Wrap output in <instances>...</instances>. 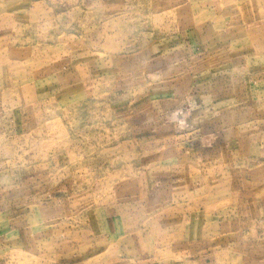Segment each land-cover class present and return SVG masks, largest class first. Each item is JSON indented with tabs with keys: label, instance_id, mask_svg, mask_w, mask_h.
<instances>
[{
	"label": "rangeland",
	"instance_id": "1",
	"mask_svg": "<svg viewBox=\"0 0 264 264\" xmlns=\"http://www.w3.org/2000/svg\"><path fill=\"white\" fill-rule=\"evenodd\" d=\"M0 264H264V0H0Z\"/></svg>",
	"mask_w": 264,
	"mask_h": 264
}]
</instances>
